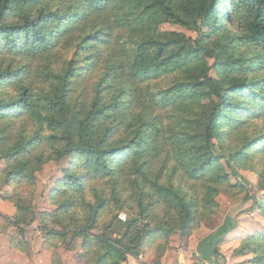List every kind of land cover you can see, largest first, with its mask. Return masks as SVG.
<instances>
[{"label":"trees","instance_id":"16d2710c","mask_svg":"<svg viewBox=\"0 0 264 264\" xmlns=\"http://www.w3.org/2000/svg\"><path fill=\"white\" fill-rule=\"evenodd\" d=\"M167 23L197 38L163 32ZM201 98L210 104L192 121L183 105ZM260 119L264 0H0V175L16 208L0 221L17 231V251L37 222L53 264L61 248L84 264L139 261L157 240L163 264L171 235L190 236L218 206L224 159L252 161L264 190V135L250 126ZM67 158L49 194L56 210L39 213L24 193ZM250 201L264 217V198ZM234 254L264 264V230Z\"/></svg>","mask_w":264,"mask_h":264},{"label":"rangeland","instance_id":"374dc122","mask_svg":"<svg viewBox=\"0 0 264 264\" xmlns=\"http://www.w3.org/2000/svg\"><path fill=\"white\" fill-rule=\"evenodd\" d=\"M161 30L163 32H177V33H183L189 37L197 38V34L192 31H188L187 29H184L180 26H176L173 24H163L161 27ZM206 32H208L207 29H205ZM209 41L211 43L217 41L216 36H210L209 35ZM74 53V50L69 49L63 50V52L60 54V56L64 59L65 62H68L72 59V54ZM231 55L229 54L226 58L229 59ZM209 66L213 67L215 64L214 60H209ZM37 63V62H35ZM213 77H219L218 72L216 69H213L210 73ZM39 77L34 76V83H37L41 80H37ZM153 85L158 87H165L167 85L166 82L160 81L155 84V81H153ZM210 104V99L208 98H201L196 99L195 101L190 102L187 107H184L183 105V111L184 109L189 112V119L194 121V118H196L199 111L204 110L208 105ZM170 123V118H165L164 124L167 125ZM250 126H252L251 129L257 130L256 135H264V120L260 119L258 121H252L250 122ZM196 124V123H195ZM194 125V123L192 124ZM190 125L189 127H191ZM248 126V125H246ZM249 127V126H248ZM246 134L248 135V138H252L254 135H252L251 131H247ZM244 135H239L234 138L235 142L231 145L234 149H237L241 147L242 138ZM224 146V144H223ZM225 147V146H224ZM226 149V147H225ZM225 155V152H224ZM264 156L257 157V161H262ZM264 161V159H263ZM70 163V159H64L60 162H49L46 164L37 174H36V185L35 188H29L24 193L26 198L28 200L32 201V205L36 211L39 213L41 212H54L56 210L55 206H52L49 202V194L53 187L55 186V183L57 180L63 178L62 170L66 167H68ZM223 165V174L229 175L228 183L224 186L220 187V192L218 193V196L216 197V203L217 207L212 211V213L209 216H201L200 219V226L195 229L190 236H182V234L179 231H176L173 233L167 242V249H165V254L163 256V264L164 259L166 256L169 255L168 261H172L175 257L185 256L186 247L189 246L191 242L198 241L201 239H207L208 241H211V238H217L216 240V246L215 251L217 249L218 253L215 255L216 259L218 261L219 258H223L224 260V254L221 253V246L224 245V236L223 231L229 230L230 232L233 230V235H237V237L240 240V244L236 247H233V242H229L225 248L226 252L232 256V258H240V255H235V251L240 247L242 240L247 237V235L254 234L258 231L262 232L264 230V217L260 215L258 210L252 209L253 201L246 202V198L248 195H253L257 197V199L264 198V190L259 185V175L255 171V168H253L252 161L245 162V163H236L232 164L231 166L226 163V160L224 159L222 162ZM6 169V163L0 159V172H4ZM234 172L240 177V179H236L233 174ZM233 173V174H232ZM3 176L0 175V198H11L14 194L13 187L5 184L3 182ZM245 181V182H244ZM243 186L241 187L240 185ZM28 187H23L24 190H26ZM201 188V187H200ZM189 191H192V188L187 187ZM224 190V191H223ZM193 192V191H192ZM198 192V190H197ZM250 193V194H249ZM12 203V202H11ZM13 204V203H12ZM203 212V211H202ZM204 213V212H203ZM122 215H126L127 212H122L119 214V219ZM121 220V219H120ZM109 221L103 219L101 222L102 230L106 227ZM34 225L37 226L38 229V223L36 222L31 227H28L26 229L25 233V242L19 241L23 244L22 248L26 250L28 245H30V242H34L35 245H37L41 239L45 240L44 235L41 233L40 237H36V233H32L29 228H32ZM6 226V224L2 221H0V230ZM15 231V230H14ZM13 231V232H14ZM17 231H15L16 237ZM232 235V234H229ZM229 235L227 237H229ZM27 237H29V240L27 241ZM18 239V237H16ZM163 240H157L155 244L147 246L139 259V263L141 264H156V261L158 260L159 254L162 252L159 249V245L163 244ZM220 246V247H219ZM65 250L61 248V255ZM77 256L79 254V249ZM67 252V251H66ZM144 255V256H143ZM252 258V255H245V257L242 258L243 263H248V260ZM137 261L133 258H129V261L124 262L123 264H134V262Z\"/></svg>","mask_w":264,"mask_h":264},{"label":"crops","instance_id":"0c3cea01","mask_svg":"<svg viewBox=\"0 0 264 264\" xmlns=\"http://www.w3.org/2000/svg\"><path fill=\"white\" fill-rule=\"evenodd\" d=\"M0 214L3 216L13 217L16 214V208L14 205L6 200L0 198ZM15 228H7L6 226L0 233V264H53V254L44 248V239L35 245L34 242H30V245L26 247V250L17 251L11 246V238L15 236ZM32 233H36V237H40L41 233L34 225L29 228ZM14 231V232H13ZM233 230L223 231L224 245H222L221 253L224 254L223 258L216 259V240L217 238H211L208 241L206 238L198 241L191 242L186 247L185 256L175 257L172 261H168V256L164 259V264H249L243 263L242 258L245 256H239L240 258H232L229 253L226 252L225 248L227 244L233 242V247H237L240 244V240L237 235H233ZM232 234V235H229ZM229 235V237H227ZM16 237H18L16 235ZM15 237V238H16ZM19 239V237H18ZM29 240V237L26 239ZM78 251H64L61 255V264H84L77 256ZM129 261V260H128ZM139 261H135L134 264ZM126 264V263H125Z\"/></svg>","mask_w":264,"mask_h":264},{"label":"built area","instance_id":"2783aa9c","mask_svg":"<svg viewBox=\"0 0 264 264\" xmlns=\"http://www.w3.org/2000/svg\"><path fill=\"white\" fill-rule=\"evenodd\" d=\"M120 219L122 220V221H126V219H127V217H126V215H122L121 217H120ZM136 264H141V263H136Z\"/></svg>","mask_w":264,"mask_h":264}]
</instances>
